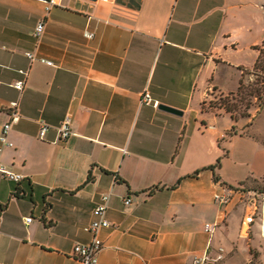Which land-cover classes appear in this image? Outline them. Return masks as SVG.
<instances>
[{"label":"crops","instance_id":"1","mask_svg":"<svg viewBox=\"0 0 264 264\" xmlns=\"http://www.w3.org/2000/svg\"><path fill=\"white\" fill-rule=\"evenodd\" d=\"M263 42L264 0H58L48 13L42 0H0V133L10 103L18 114L0 162L23 177L0 173V264H75L106 194L99 264H264L258 223L242 232L246 197L213 200L242 182L264 189V137L252 125L223 142L233 122L202 110L213 88L233 92L223 79L239 83L245 51L254 64ZM206 224H217L210 243Z\"/></svg>","mask_w":264,"mask_h":264},{"label":"built area","instance_id":"2","mask_svg":"<svg viewBox=\"0 0 264 264\" xmlns=\"http://www.w3.org/2000/svg\"><path fill=\"white\" fill-rule=\"evenodd\" d=\"M45 4V11L48 13L52 8L57 6L58 0H42ZM107 1V0H102ZM44 24L45 21H40L34 30V36L36 38H40L44 32ZM85 38L91 40L94 35L90 32H84ZM27 58L30 61H39L48 66L53 65V62L44 58V57H36L34 53L27 52ZM23 73L22 71H19ZM25 85V81L19 80L13 83V87L19 91H22ZM151 101L150 96L145 92L142 95L141 103L148 104ZM17 104L15 102L10 103L9 108L10 112V121L5 123L2 127L0 133V151L3 146L11 147L12 143L8 140V134L11 128V125L14 121L18 119V114L15 112ZM48 131V126L45 124H41L39 129V137L41 139L44 138ZM58 136L61 140H65L72 135L71 132V117L66 115L60 126L57 129ZM0 173L4 178L8 180L19 182L23 177L19 174H14L6 166H4L0 162ZM240 194L242 197H246L245 201V213L242 219V232L247 233L251 224L257 222L259 225V232L261 236L264 237V194L258 195L252 192H246L242 187L238 189L236 187H222L219 192L213 194V200L220 206L228 205L234 195ZM109 202V195H103L101 197L100 203L94 208L92 215L93 219L88 226L84 228L85 232H87L91 239L87 244H78L73 247V256L75 258V264H99L98 254L102 249V242L99 239V231L104 228H108L110 223L106 216V210ZM131 203V199L127 198L124 200L125 205H129ZM32 218L28 217L25 219L26 223L31 222ZM217 224H206L205 232L208 234V242L210 243L212 237L214 235ZM221 251V250H220ZM192 264H209L207 255H202L200 257H195L192 261Z\"/></svg>","mask_w":264,"mask_h":264},{"label":"trees","instance_id":"3","mask_svg":"<svg viewBox=\"0 0 264 264\" xmlns=\"http://www.w3.org/2000/svg\"><path fill=\"white\" fill-rule=\"evenodd\" d=\"M257 52L256 59L251 69H241V78L235 91L226 95H221L217 101L209 102L205 108L206 102L202 103V110L214 111L217 115H228L230 120L235 124L239 119L250 118L251 110L256 107L258 110L264 107V42L253 48ZM249 79H246V77ZM215 91L216 88H213ZM226 133L231 138L237 135L235 125ZM242 135V134H241ZM220 164V158L215 166ZM217 180V178H216ZM242 187L246 192H252L263 195L264 189L251 187L247 182L240 183L236 188ZM3 207L0 206V212Z\"/></svg>","mask_w":264,"mask_h":264},{"label":"rangeland","instance_id":"4","mask_svg":"<svg viewBox=\"0 0 264 264\" xmlns=\"http://www.w3.org/2000/svg\"><path fill=\"white\" fill-rule=\"evenodd\" d=\"M244 55H245L244 56L245 63L249 64V67L247 69H251L252 64H253L252 63L253 54L250 51H245ZM255 56H256V54L254 53V58H255ZM246 79H249V77L247 76ZM223 80H224V82H223L222 86L224 87V89H223L224 91H235L237 84H238V80L234 76V73L232 74V76L230 78L226 77V79H223ZM226 94L227 93H222L218 90H215V91L213 90L211 92V96L208 97V100L206 101L205 108H207L209 106L210 101L215 102V101H217V99L221 95H226ZM226 116H228V115H226ZM256 116H257V118H256ZM229 122H230V119L226 118V119H223L221 123H222V126H226L227 123H229ZM238 122H237L238 124L233 123L235 125L237 135L238 134H240V135L242 134L241 136L248 135V131L250 130V128L253 125L250 132L253 134H259V135L264 137V107L261 110H258L256 107H254L251 110V117L250 118L239 119ZM228 140H229V137L226 136V138L224 139L223 142H226ZM242 142H243L242 139H237L236 141L233 142V144L231 145L233 152H235L241 148ZM220 147H222V146H220Z\"/></svg>","mask_w":264,"mask_h":264},{"label":"water","instance_id":"5","mask_svg":"<svg viewBox=\"0 0 264 264\" xmlns=\"http://www.w3.org/2000/svg\"><path fill=\"white\" fill-rule=\"evenodd\" d=\"M90 1H96V0H90ZM158 109L165 111V112H168V113H171V114H174V115H179V116L182 115V112H180L174 108L165 106V105H159Z\"/></svg>","mask_w":264,"mask_h":264}]
</instances>
